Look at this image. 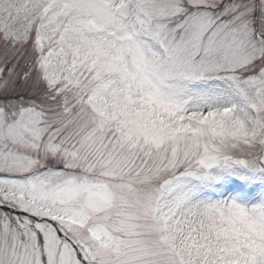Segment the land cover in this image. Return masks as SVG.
Here are the masks:
<instances>
[{
  "label": "snow or ice",
  "instance_id": "1",
  "mask_svg": "<svg viewBox=\"0 0 264 264\" xmlns=\"http://www.w3.org/2000/svg\"><path fill=\"white\" fill-rule=\"evenodd\" d=\"M0 264H264V0H0Z\"/></svg>",
  "mask_w": 264,
  "mask_h": 264
}]
</instances>
